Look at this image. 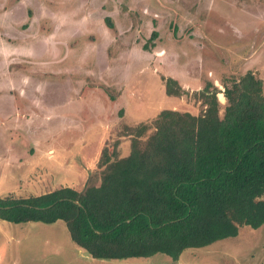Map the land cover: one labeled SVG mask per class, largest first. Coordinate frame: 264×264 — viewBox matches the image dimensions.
Segmentation results:
<instances>
[{"label": "rangeland", "instance_id": "rangeland-1", "mask_svg": "<svg viewBox=\"0 0 264 264\" xmlns=\"http://www.w3.org/2000/svg\"><path fill=\"white\" fill-rule=\"evenodd\" d=\"M247 70L262 79L264 91V0H0V153L11 141L10 155L17 150L28 158L31 148H38L37 155L52 142L69 158L65 165L74 167L42 160L37 168L46 170L28 181L4 183L0 198L83 185L107 140H118L121 154L134 139L143 146L145 137L122 135L124 130L152 123L163 108L200 112L205 107L200 90L209 81L222 115L224 85ZM169 76L184 88L181 95L166 93ZM36 85L43 89L33 94ZM11 86L25 88V95ZM57 109L64 110L65 126L55 119L38 121ZM45 178L57 185L45 186ZM110 262L264 264V223L185 248L176 259L163 252L111 259L93 257L77 245L61 219H0V264Z\"/></svg>", "mask_w": 264, "mask_h": 264}, {"label": "trees", "instance_id": "trees-1", "mask_svg": "<svg viewBox=\"0 0 264 264\" xmlns=\"http://www.w3.org/2000/svg\"><path fill=\"white\" fill-rule=\"evenodd\" d=\"M224 86L222 115L209 81L200 90L205 97L200 112L161 109L152 123L122 134L145 137L143 146L134 139L121 154L118 140H107L83 185L0 198V219H61L77 245L93 257L111 259L156 252L176 259L185 248L236 235L242 225H262V79L247 70ZM165 91L181 95L184 88L169 76Z\"/></svg>", "mask_w": 264, "mask_h": 264}, {"label": "crops", "instance_id": "crops-1", "mask_svg": "<svg viewBox=\"0 0 264 264\" xmlns=\"http://www.w3.org/2000/svg\"><path fill=\"white\" fill-rule=\"evenodd\" d=\"M10 89H12L14 92H16L20 96L21 95L24 96L26 93L25 88L22 89L21 86H20V88H17V86H13V88H12V86H11ZM34 89H35L34 92H32L33 94L35 93V91L36 92L42 91L41 89H43V88L36 85L34 87ZM0 92H1V89H0ZM6 100H7V98L4 99V101H6ZM36 101H37V99H35V102ZM37 102L40 103L39 100ZM10 117L11 116H9L7 120H9ZM65 117H66V115L64 113V110H62L60 112L59 109H57V110L50 111V112L46 111L43 114V117H40L39 118L40 120H38V121H41V123H44L47 120L49 122H51L52 121L51 119H53V120L55 119V120H57L56 122H59V123L62 122V127H63V126H65V123H63L65 121ZM2 124H3V121H2ZM7 124H10L11 127H13V129H11V130H13L12 138L15 137V135H16L15 123L11 122V123H7ZM23 124L29 125V124H31V121L30 122L23 121ZM40 127H41V125H40ZM29 129H31L30 126H29ZM23 138H25V137H23ZM4 140H5V137H4ZM15 140H17V139H15ZM10 142L7 143L8 146H5L6 150H5L4 154L0 153V193L3 192V188H4V187H2L3 184L8 182V181L10 182L11 180H14V179H18V180L27 179V181H28V179L30 178L29 176L31 174H35V173L41 174L39 171H41L42 169H45V170L47 169V168H37L39 166V164H41V162H43L42 160H49L50 165H53V166L60 165V168H74V167H70L69 165H65V163L68 161L69 158H66L64 160L62 152L57 150L56 149L57 147H55V144L52 142H50V146H51V147L49 146L50 148L49 147L44 148L45 146L40 148V150H39L40 153L37 155L34 152H36L38 150V148L36 146L35 147L32 146L33 148H31V152H29L30 156L28 158L27 157L24 158V154H19L17 150H15L16 151L15 155L13 153L10 155L9 151L13 147V143L10 144L11 147L9 146ZM21 158H24V159H21ZM71 161H73V160H71ZM68 162H70V161H68ZM94 164H95V161H94ZM72 165H74V163ZM50 175H52V174H50ZM52 178L54 180L55 175H52ZM44 185L52 188L53 186H55L57 184L48 185L47 179L45 178L44 179ZM29 193H30V191H29ZM110 263H113V262H110Z\"/></svg>", "mask_w": 264, "mask_h": 264}, {"label": "water", "instance_id": "water-1", "mask_svg": "<svg viewBox=\"0 0 264 264\" xmlns=\"http://www.w3.org/2000/svg\"><path fill=\"white\" fill-rule=\"evenodd\" d=\"M264 197V196H263Z\"/></svg>", "mask_w": 264, "mask_h": 264}]
</instances>
